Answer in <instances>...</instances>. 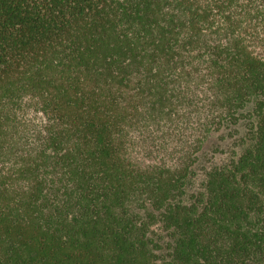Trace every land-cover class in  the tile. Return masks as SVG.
<instances>
[{
    "label": "trees",
    "instance_id": "16d2710c",
    "mask_svg": "<svg viewBox=\"0 0 264 264\" xmlns=\"http://www.w3.org/2000/svg\"><path fill=\"white\" fill-rule=\"evenodd\" d=\"M257 46L264 0H0V264H264Z\"/></svg>",
    "mask_w": 264,
    "mask_h": 264
},
{
    "label": "rangeland",
    "instance_id": "374dc122",
    "mask_svg": "<svg viewBox=\"0 0 264 264\" xmlns=\"http://www.w3.org/2000/svg\"><path fill=\"white\" fill-rule=\"evenodd\" d=\"M255 50L257 53L264 55V46H257ZM241 134H242V127L239 125V135ZM234 137H237V136H234ZM234 137H230L228 135V129H222L218 132H215L211 135V137L204 144L203 151L206 153L207 152L210 153L215 149L224 151L228 149ZM245 264H255V263L249 262Z\"/></svg>",
    "mask_w": 264,
    "mask_h": 264
}]
</instances>
